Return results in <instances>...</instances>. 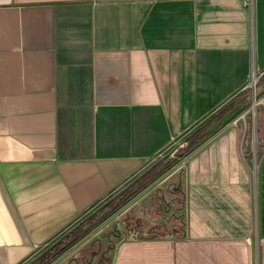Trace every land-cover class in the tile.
I'll return each instance as SVG.
<instances>
[{
  "label": "crops",
  "instance_id": "obj_1",
  "mask_svg": "<svg viewBox=\"0 0 264 264\" xmlns=\"http://www.w3.org/2000/svg\"><path fill=\"white\" fill-rule=\"evenodd\" d=\"M254 69L264 0H0V264L42 260ZM224 129L186 157L184 234L119 239L110 264H264V151L256 184Z\"/></svg>",
  "mask_w": 264,
  "mask_h": 264
},
{
  "label": "rangeland",
  "instance_id": "obj_2",
  "mask_svg": "<svg viewBox=\"0 0 264 264\" xmlns=\"http://www.w3.org/2000/svg\"><path fill=\"white\" fill-rule=\"evenodd\" d=\"M227 111L229 114L226 120L217 129L225 128L224 130L227 131L235 129L239 132L238 146L248 161L250 179L252 182L255 180L257 184L264 151V77L260 79L256 88L244 87L236 99L228 105ZM192 140L193 137L178 141L162 156L157 157L158 159L155 158L148 171L111 195L102 206L94 210L92 215H87L75 225L71 235L81 232L84 228H89L93 230L91 232L93 236L87 240L83 235V239L81 238L83 241L80 242H83L84 246L80 247L75 254L62 259L58 264H70L71 260L75 263L74 260L77 258L81 259L82 264H97L98 259H103L104 264H108L106 260L113 256L116 242L129 237L125 224L127 219L133 222L137 219L142 220L143 229L154 228L158 223L161 226L159 231L144 232L150 235L156 233L155 237L184 234L189 209L188 186L191 183L187 175L186 157L197 145L188 149ZM250 190L254 198L253 183ZM181 197L183 199L180 202L178 198ZM251 210L255 215L253 203ZM253 222L252 237L256 240V224ZM143 229L140 230L144 231ZM59 255L54 259H57ZM52 261L48 264H55Z\"/></svg>",
  "mask_w": 264,
  "mask_h": 264
},
{
  "label": "trees",
  "instance_id": "obj_3",
  "mask_svg": "<svg viewBox=\"0 0 264 264\" xmlns=\"http://www.w3.org/2000/svg\"><path fill=\"white\" fill-rule=\"evenodd\" d=\"M227 110H228V106L221 109L214 116H212L205 124H203L202 126L197 128L194 132L189 134L186 137V139H190L193 137V140L191 141L188 149L192 148L193 146L201 142L203 139L208 137L211 133H213L223 123V121L226 120L229 114ZM182 199H183L182 197L178 198V201L181 202ZM88 229L89 228H87L86 230ZM86 230H84L83 232H85ZM79 233H77L76 235L69 236L70 232H68L65 235H63L58 241H56L51 247L44 250L43 253L40 254L39 256V257H42L41 264L48 263L49 261L54 259L57 255L62 253L67 247H69L79 237V235L82 232L80 234Z\"/></svg>",
  "mask_w": 264,
  "mask_h": 264
},
{
  "label": "flooded vegetation",
  "instance_id": "obj_4",
  "mask_svg": "<svg viewBox=\"0 0 264 264\" xmlns=\"http://www.w3.org/2000/svg\"><path fill=\"white\" fill-rule=\"evenodd\" d=\"M125 224L126 225H128V226H131V225H133V226H136V228H138V229H143V221L142 220H139V219H137V220H135L134 222L133 221H130L129 219H127L126 221H125ZM131 224V225H130ZM159 224L157 223L156 224V226H154V228H148V229H143L144 230V232H148V231H153V230H160L159 229V227H161L160 225L158 226ZM71 233H72V231L70 232V234H69V236L71 235ZM58 256V255H57ZM74 259H76V257H74ZM75 261V263H73V261L71 260L69 263L70 264H82V262H81V259H79V258H77L76 260H74ZM41 262H42V260H39L38 262H37V264H41ZM50 262V261H49ZM48 262V263H49ZM108 262V259L106 260V263ZM27 264H33V261L32 262H29V263H27ZM47 264V263H46Z\"/></svg>",
  "mask_w": 264,
  "mask_h": 264
},
{
  "label": "built area",
  "instance_id": "obj_5",
  "mask_svg": "<svg viewBox=\"0 0 264 264\" xmlns=\"http://www.w3.org/2000/svg\"><path fill=\"white\" fill-rule=\"evenodd\" d=\"M254 0H245L246 6H253ZM264 77V71L254 69L251 73L250 79L245 85V88H256L260 79Z\"/></svg>",
  "mask_w": 264,
  "mask_h": 264
},
{
  "label": "water",
  "instance_id": "obj_6",
  "mask_svg": "<svg viewBox=\"0 0 264 264\" xmlns=\"http://www.w3.org/2000/svg\"><path fill=\"white\" fill-rule=\"evenodd\" d=\"M128 232H129V238H142V237H155L157 234L154 233L153 235L146 234L144 231L136 228V226H128L126 225ZM158 233V232H157ZM99 262L97 264H104L103 259H98ZM111 263V258H108V264Z\"/></svg>",
  "mask_w": 264,
  "mask_h": 264
}]
</instances>
